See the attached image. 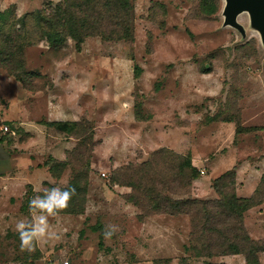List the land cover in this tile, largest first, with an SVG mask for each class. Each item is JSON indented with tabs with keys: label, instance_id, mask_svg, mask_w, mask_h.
Here are the masks:
<instances>
[{
	"label": "rangeland",
	"instance_id": "1",
	"mask_svg": "<svg viewBox=\"0 0 264 264\" xmlns=\"http://www.w3.org/2000/svg\"><path fill=\"white\" fill-rule=\"evenodd\" d=\"M59 1L0 0V11H51ZM224 5L225 0H131V41L87 37L78 51L70 39L57 49L45 41L27 46L24 69L36 74L25 76L23 85L0 65V126L3 114L10 115L37 140L44 135L47 147L35 146L38 156L67 148L58 178L11 200L0 194V264H152L159 259L204 264L184 249L191 221L201 218L199 205L192 216L147 213L144 204L126 201L129 187L112 179L135 183L137 170L147 162L156 168L158 192L196 199L193 181L186 188L181 178L171 177L177 159L165 149L189 154L198 175L207 179L210 168L223 163L233 138L247 151L249 165L264 173V129L233 134L236 119L243 127L264 126V43L246 10L236 16L243 33L223 24ZM64 108L91 122L90 145L37 125L44 110ZM10 129L18 134L15 139L24 138L18 127ZM7 134L0 131V139ZM158 149L163 150L152 160ZM74 179L78 191L68 208L49 217L60 238L22 250L15 225L31 219L29 200ZM199 187L202 196L212 193L206 180ZM131 194L138 197L134 186ZM111 225L118 230L105 238Z\"/></svg>",
	"mask_w": 264,
	"mask_h": 264
},
{
	"label": "trees",
	"instance_id": "2",
	"mask_svg": "<svg viewBox=\"0 0 264 264\" xmlns=\"http://www.w3.org/2000/svg\"><path fill=\"white\" fill-rule=\"evenodd\" d=\"M215 6L209 10L214 11ZM87 37H99L104 41H131L132 40V15L131 0H61L55 3L51 11L36 9L16 15L13 7L0 11V65L5 67L20 84L27 82L25 76L32 74L24 69L23 49L40 41H45L50 49H57L72 40L76 51ZM232 121V119H224ZM234 122V136L249 130L264 129V126L243 127L238 119ZM68 137L80 141V145H90L92 142L93 126L86 118L68 121L46 122ZM4 138L11 140V135ZM3 132V133H5ZM79 145V143H78ZM75 150V148H74ZM158 149L152 152L151 158L161 152ZM176 173L183 186L189 188L191 181L198 175L197 169L191 164L189 154L176 155ZM66 159L57 161L48 156L44 165L53 178H58L66 166ZM151 160V159H150ZM89 168V167H88ZM234 169L221 173L211 180L210 188L217 195L216 200L197 198H171L158 192L154 183L157 176L156 168H149L147 162L141 164L137 170V181L112 179V183L125 185L131 189L134 186L135 198L131 192L126 195V201L137 206L144 204L147 213H182L192 216L195 205H199L200 220L192 223L188 234V245L184 249L191 252L192 257L219 256L225 254H241L245 264H260L258 253L264 252V240L251 239L243 227V212L248 208L264 201V173H261L259 182L249 197H236L234 193ZM122 171V168L119 169ZM82 177L87 175L85 170ZM81 173L75 175L80 178ZM155 178V179H154ZM75 179L69 182L70 187L76 189ZM227 187L228 191L225 190ZM199 213H196L199 216ZM192 220V218H191ZM183 260V259H180ZM165 264L167 259L152 261ZM211 264V263H207Z\"/></svg>",
	"mask_w": 264,
	"mask_h": 264
},
{
	"label": "crops",
	"instance_id": "3",
	"mask_svg": "<svg viewBox=\"0 0 264 264\" xmlns=\"http://www.w3.org/2000/svg\"><path fill=\"white\" fill-rule=\"evenodd\" d=\"M62 110V112H58V110L54 112V110L51 111L50 109H48L46 112L44 110L43 114L45 115L42 119H39L37 125L39 127L43 126L44 128H53L51 126H47L45 123L52 121L78 120L82 118L80 117V113L77 114L73 112L72 116H70L68 114V109L64 108ZM58 113H63L66 119L57 120L56 116L58 115ZM1 120L3 121V123H5V126L9 125L7 131H9V134L11 135V140L6 141L0 139V194L6 196L8 200H11V198L15 197L16 195H20L23 193L25 194V190L27 188H30V190L32 191H38L43 183L50 182L53 177L48 172L47 166H45L43 163L48 156L57 161L64 160V151L67 150V148L63 147V149H61V154H55L51 150H48L46 151L45 155L38 156V153L35 152L36 149L38 150V145L42 148L44 146L47 147L46 141H48V139L44 137V135H42V139L38 138L37 140L33 136V133H30L28 129H26L25 124L22 121L17 122L10 115L3 114ZM13 126L16 128L18 127L20 131L25 134L24 138L15 139V136H17L18 134L15 133L14 129H10ZM53 129V131H55L56 133L66 135L62 131H59L55 128ZM26 133L28 134V136H26ZM233 140L234 138L232 139V147L228 149L221 157V162L223 163L213 165L208 171V173L212 172L213 174L211 176H208L207 179L204 178L205 176H198L193 180V185L195 187L194 189L197 190V193H195L194 195L198 199H216V194L210 188L211 180L219 176L221 173L231 169L232 167H235L234 193L236 197H249L255 190L261 176V171H257L254 169V167L249 165V161L246 157L247 151L244 150L241 142L236 141L237 144L235 145L233 143ZM35 142L36 144L34 145ZM35 146L37 147L36 149ZM251 157L255 159L256 155L252 154ZM228 161L231 162L228 163ZM205 180L207 181L209 189L212 191V193H209L208 196L200 195L201 189L199 185L203 184V182L205 183ZM248 186H250V188L246 191V188H248ZM242 224L251 239L264 240V201L248 208L243 212ZM263 257L264 252L258 253V260L260 264H264ZM196 258L205 259V261L203 262L204 264H245L244 257L241 254H225L212 256L210 258Z\"/></svg>",
	"mask_w": 264,
	"mask_h": 264
},
{
	"label": "clouds",
	"instance_id": "4",
	"mask_svg": "<svg viewBox=\"0 0 264 264\" xmlns=\"http://www.w3.org/2000/svg\"><path fill=\"white\" fill-rule=\"evenodd\" d=\"M56 119L66 117L60 113ZM74 195H76L74 187L56 185L44 188L42 194L35 195L29 200L31 219L18 220L15 225L22 250L34 251L36 244L60 238V234L49 223V217L57 216L67 209ZM117 230L115 225L108 226L104 232L105 238H111Z\"/></svg>",
	"mask_w": 264,
	"mask_h": 264
},
{
	"label": "water",
	"instance_id": "5",
	"mask_svg": "<svg viewBox=\"0 0 264 264\" xmlns=\"http://www.w3.org/2000/svg\"><path fill=\"white\" fill-rule=\"evenodd\" d=\"M246 10L250 16L251 24L259 26L261 38L264 43V0H225L223 8V24L230 25L243 33V29L236 21V16Z\"/></svg>",
	"mask_w": 264,
	"mask_h": 264
},
{
	"label": "built area",
	"instance_id": "6",
	"mask_svg": "<svg viewBox=\"0 0 264 264\" xmlns=\"http://www.w3.org/2000/svg\"><path fill=\"white\" fill-rule=\"evenodd\" d=\"M0 131L5 132L7 131V127L5 125H2L0 127ZM60 264H68L66 260L62 261Z\"/></svg>",
	"mask_w": 264,
	"mask_h": 264
}]
</instances>
